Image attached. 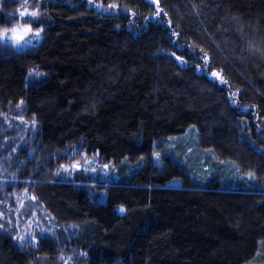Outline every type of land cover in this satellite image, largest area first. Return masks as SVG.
I'll return each instance as SVG.
<instances>
[{"label":"trees","instance_id":"trees-1","mask_svg":"<svg viewBox=\"0 0 264 264\" xmlns=\"http://www.w3.org/2000/svg\"><path fill=\"white\" fill-rule=\"evenodd\" d=\"M31 2L41 43L0 46V142L6 118L25 120L15 159L58 236L24 249L0 229V264L75 246L85 264H264V0H0V27ZM185 136L231 169L205 177L186 149L156 166ZM74 151L143 163L104 188L60 178Z\"/></svg>","mask_w":264,"mask_h":264},{"label":"rangeland","instance_id":"rangeland-1","mask_svg":"<svg viewBox=\"0 0 264 264\" xmlns=\"http://www.w3.org/2000/svg\"><path fill=\"white\" fill-rule=\"evenodd\" d=\"M33 4L34 2H31L24 7L23 11L10 16L8 22L1 24V47L8 50L22 51L41 43L46 25L45 13L41 10V7L33 6ZM31 13H36V15H31ZM13 29L16 31H13ZM28 29L30 31H25ZM37 33L39 35H36ZM39 77L42 76L39 75ZM213 78L224 82L220 74H213ZM35 81L39 80L35 78V73H33L29 76L28 82L33 83ZM5 121L6 123L1 125L4 139L0 142V229L6 227L11 231L16 230L18 233L17 238L22 248H36L38 243L42 242V239L58 236V226L51 213L32 192L33 182L26 176L27 168L24 158L18 163L15 159V155L18 154V149L24 140V133H26V130L24 131L23 129L26 125L25 120L15 116L6 118ZM14 132L17 140L14 152H7L9 149L7 142L10 141L8 133ZM194 148L193 139L190 140L188 136L176 138L163 150H159L154 154V163L156 166L164 167V154H168L173 160L180 161L179 153L186 149L188 159H192L193 162L196 161L199 170H206L209 173L205 177L211 175L210 171L215 169L222 171L223 174L231 169L223 168L220 164L218 166L210 164L213 158L211 157L208 160L201 156L202 154L194 153L195 150L192 151ZM32 155L33 153L30 152L28 157ZM142 163L143 160L135 164L127 161L116 165L114 163H105L98 156H87L81 151H74L70 153L68 163L61 166L58 175L65 180H73L78 175H84L89 179L100 181L101 183L97 184L105 188L112 181L119 180L125 176H132L142 166ZM182 163L186 164L183 160ZM203 166L208 167L205 168ZM198 176L200 177V175ZM226 176H229V178L234 177V173L230 175L227 172ZM200 179L202 178L200 177ZM94 184L91 183L90 185ZM168 186L180 187L181 181H172ZM103 200L106 202L107 196ZM121 212H124V209ZM74 229L75 227L72 226L71 238L77 234L76 229ZM60 250L61 248L51 258L41 257L39 259L40 262H37V264H85L81 260L85 257L83 256L85 254L77 246L70 251L66 250V252Z\"/></svg>","mask_w":264,"mask_h":264},{"label":"snow or ice","instance_id":"snow-or-ice-1","mask_svg":"<svg viewBox=\"0 0 264 264\" xmlns=\"http://www.w3.org/2000/svg\"><path fill=\"white\" fill-rule=\"evenodd\" d=\"M21 15H23V13H21ZM31 15H36V13H31ZM13 31H16L15 29H13ZM25 31H30V29L25 30ZM36 35H39V33H37ZM7 38V37H6ZM121 211H123V209H121Z\"/></svg>","mask_w":264,"mask_h":264}]
</instances>
